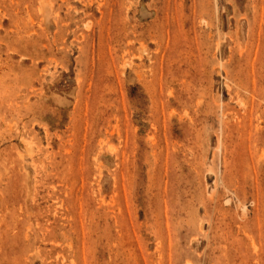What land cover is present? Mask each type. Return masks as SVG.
<instances>
[{"label":"rangeland","instance_id":"obj_1","mask_svg":"<svg viewBox=\"0 0 264 264\" xmlns=\"http://www.w3.org/2000/svg\"><path fill=\"white\" fill-rule=\"evenodd\" d=\"M0 264H264V0H0Z\"/></svg>","mask_w":264,"mask_h":264},{"label":"bare ground","instance_id":"obj_2","mask_svg":"<svg viewBox=\"0 0 264 264\" xmlns=\"http://www.w3.org/2000/svg\"><path fill=\"white\" fill-rule=\"evenodd\" d=\"M243 103V102H242ZM243 105H244V103H243ZM217 185V184H216Z\"/></svg>","mask_w":264,"mask_h":264}]
</instances>
